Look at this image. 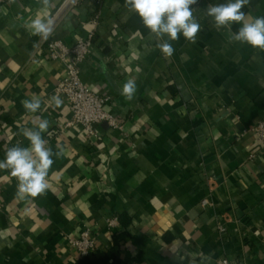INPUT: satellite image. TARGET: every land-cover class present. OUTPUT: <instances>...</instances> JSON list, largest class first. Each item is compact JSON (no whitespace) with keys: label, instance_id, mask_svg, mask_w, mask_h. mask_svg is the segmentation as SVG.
I'll use <instances>...</instances> for the list:
<instances>
[{"label":"crops","instance_id":"obj_1","mask_svg":"<svg viewBox=\"0 0 264 264\" xmlns=\"http://www.w3.org/2000/svg\"><path fill=\"white\" fill-rule=\"evenodd\" d=\"M61 1L0 2V160L29 146L23 131L38 117L49 121L47 146L62 150L36 198L18 196L17 180L0 170V264H264V148L251 130L264 118V50L231 40L240 24L214 27L206 8L227 0L193 5L196 42L181 34L167 59L125 0H87L60 15L52 35L67 44L95 29L81 77L111 96L107 109L124 122L123 131L98 125L93 139L81 125L60 130L71 118L55 89L64 68L26 27ZM242 10L264 16V0ZM128 80L132 99L121 94ZM33 96L36 113L22 104ZM86 229L97 248L83 258L71 239Z\"/></svg>","mask_w":264,"mask_h":264},{"label":"clouds","instance_id":"obj_2","mask_svg":"<svg viewBox=\"0 0 264 264\" xmlns=\"http://www.w3.org/2000/svg\"><path fill=\"white\" fill-rule=\"evenodd\" d=\"M42 2L48 5L49 0ZM197 2L198 0H125V6L135 12L144 27L156 36L159 41L157 47L167 59L171 58L175 51L171 41L179 40L181 34L190 43L196 42L201 25L193 15L192 6ZM248 3L249 0H227L226 3L209 4L206 14L212 18L213 25L218 30L230 29L233 24H240L237 31L232 33L231 40L264 50V16L247 19V14L242 9ZM52 24L51 19L45 22L37 15L26 27L33 35L47 39L52 32ZM135 92L134 80L124 83L122 95L132 99ZM51 100L54 107L63 103L58 96H53ZM22 104L31 113L41 109V99L36 96L22 101ZM37 119L39 122L36 130L23 131L29 146H12L6 151L4 159L0 160V170H9L11 176L17 180V195L21 198H36L46 192V178L54 163L53 156L62 154V150L54 153L42 136L49 127V121L39 117Z\"/></svg>","mask_w":264,"mask_h":264},{"label":"built area","instance_id":"obj_3","mask_svg":"<svg viewBox=\"0 0 264 264\" xmlns=\"http://www.w3.org/2000/svg\"><path fill=\"white\" fill-rule=\"evenodd\" d=\"M3 0H0V2ZM87 0H62L56 10L47 18L53 21L52 32L46 39L45 51L48 57L58 61L64 68V73L56 85V92L69 101L71 118L60 128L64 130L76 125H81L86 136L93 139L97 136L96 127L106 123L112 129L123 131L124 122L114 116L107 106L110 103L111 96L106 93H97L88 87L82 80L80 65L85 61L94 48L93 38L95 29L88 35L79 37L71 44L65 43L62 39L53 36V29L57 19L69 9L82 7ZM200 2L198 0L197 4ZM196 5V4H195ZM98 16L94 15L91 20L94 27L99 24ZM47 20L45 22H47ZM256 134L260 147L264 148V118L251 127ZM208 199H203L202 204H208ZM2 209V200L0 192V210ZM109 228L119 226L116 217L107 218ZM219 231L224 228L219 226ZM72 245L76 248L78 254L83 257H89L97 248V241L90 229L84 230L77 238L71 239ZM216 264H234L229 258L221 256L216 260Z\"/></svg>","mask_w":264,"mask_h":264}]
</instances>
